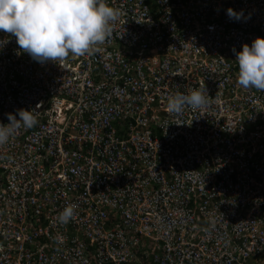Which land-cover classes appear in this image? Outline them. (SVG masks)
Instances as JSON below:
<instances>
[{
    "label": "built area",
    "instance_id": "1",
    "mask_svg": "<svg viewBox=\"0 0 264 264\" xmlns=\"http://www.w3.org/2000/svg\"><path fill=\"white\" fill-rule=\"evenodd\" d=\"M109 2L90 55L41 64L0 32V122L38 120L0 146V264H264V91L235 60L264 0ZM202 84L206 108L168 112Z\"/></svg>",
    "mask_w": 264,
    "mask_h": 264
},
{
    "label": "clouds",
    "instance_id": "2",
    "mask_svg": "<svg viewBox=\"0 0 264 264\" xmlns=\"http://www.w3.org/2000/svg\"><path fill=\"white\" fill-rule=\"evenodd\" d=\"M227 16L244 20L243 11L233 8ZM122 12L109 0H0V32L16 39L20 52L45 64L64 61L71 54L82 57L100 51L98 45L108 40ZM250 18V17H248ZM10 40L0 39V51ZM237 83L244 89L264 91V36L249 45L245 43L236 53ZM63 66L62 63H58ZM209 93L202 84L187 94L169 97L167 110L180 115L186 107L204 109ZM36 110L19 109L7 114L8 123L0 122V146L6 145L21 129H32L37 123ZM75 219V206L68 205L59 215L61 224ZM214 223V222H213Z\"/></svg>",
    "mask_w": 264,
    "mask_h": 264
}]
</instances>
